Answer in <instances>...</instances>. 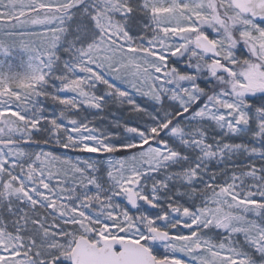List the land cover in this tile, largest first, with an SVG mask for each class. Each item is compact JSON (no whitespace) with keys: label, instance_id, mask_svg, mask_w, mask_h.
Listing matches in <instances>:
<instances>
[{"label":"snow or ice","instance_id":"1","mask_svg":"<svg viewBox=\"0 0 264 264\" xmlns=\"http://www.w3.org/2000/svg\"><path fill=\"white\" fill-rule=\"evenodd\" d=\"M0 264H264V0H0Z\"/></svg>","mask_w":264,"mask_h":264}]
</instances>
